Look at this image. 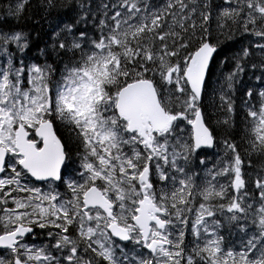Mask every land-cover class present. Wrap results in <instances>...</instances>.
Wrapping results in <instances>:
<instances>
[{
	"label": "snow or ice",
	"instance_id": "snow-or-ice-1",
	"mask_svg": "<svg viewBox=\"0 0 264 264\" xmlns=\"http://www.w3.org/2000/svg\"><path fill=\"white\" fill-rule=\"evenodd\" d=\"M0 264H264V0L9 4Z\"/></svg>",
	"mask_w": 264,
	"mask_h": 264
},
{
	"label": "trees",
	"instance_id": "trees-1",
	"mask_svg": "<svg viewBox=\"0 0 264 264\" xmlns=\"http://www.w3.org/2000/svg\"><path fill=\"white\" fill-rule=\"evenodd\" d=\"M61 2H63V0H61ZM14 3H15V0H0V16H2V15L4 14V9L7 8V6H8L9 4H14ZM60 11L63 12L64 10H63V9H60ZM55 15H56V13L53 12V16H55ZM49 19L51 20V18H49ZM21 23L23 24L24 22L22 21ZM26 26H27L28 28H31V27H32V22H31V21H28L27 24H26ZM44 27H45V30H47V24H45ZM213 27L215 28V25H214V24H213ZM236 38H237V40L240 39L239 34H237ZM245 43H246V41H245ZM236 47H238V45L233 44L232 42H229L228 45L225 46L223 52L221 53V56L230 53L231 51L235 50ZM231 68H232V65H231V63H229L228 65H226V66L223 68L224 73L226 74L229 70H231ZM219 74H220V73H219V70H218V71H217V75H219ZM250 75H251V70L249 69L248 73H247L246 75H244V77H243L244 80H246V81L249 80V76H250ZM251 82H252V83H255L254 80L251 81ZM213 83H215V78H214V80H213ZM216 102L218 103V100H217ZM209 111H211V108H209ZM217 116H218L219 118H223L224 114H223V113H217ZM215 118H216V117H214V119H215ZM236 118H237V120H239V115H237Z\"/></svg>",
	"mask_w": 264,
	"mask_h": 264
},
{
	"label": "rangeland",
	"instance_id": "rangeland-1",
	"mask_svg": "<svg viewBox=\"0 0 264 264\" xmlns=\"http://www.w3.org/2000/svg\"><path fill=\"white\" fill-rule=\"evenodd\" d=\"M223 182V181H222Z\"/></svg>",
	"mask_w": 264,
	"mask_h": 264
}]
</instances>
